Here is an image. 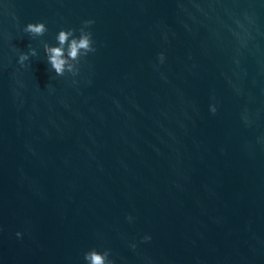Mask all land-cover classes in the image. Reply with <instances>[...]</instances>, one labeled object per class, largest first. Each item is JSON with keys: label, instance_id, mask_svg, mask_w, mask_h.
<instances>
[{"label": "water", "instance_id": "obj_1", "mask_svg": "<svg viewBox=\"0 0 264 264\" xmlns=\"http://www.w3.org/2000/svg\"><path fill=\"white\" fill-rule=\"evenodd\" d=\"M0 100L116 264H264V0H0Z\"/></svg>", "mask_w": 264, "mask_h": 264}, {"label": "clouds", "instance_id": "obj_2", "mask_svg": "<svg viewBox=\"0 0 264 264\" xmlns=\"http://www.w3.org/2000/svg\"><path fill=\"white\" fill-rule=\"evenodd\" d=\"M94 24L93 20H85L82 22V26L77 29H61L55 35L56 45H45L44 55L45 61L49 66V70L55 77H64L66 74L75 77L79 74V65L83 58L89 54H93L96 51L95 41L91 32V27ZM24 33L30 37H42L48 31L47 26L43 22L28 23L23 28ZM36 56V52L30 49L28 53H20L18 55V63L25 65L31 57ZM159 63H164L165 56L160 53L158 56ZM209 111L215 115L217 108L215 104L209 105ZM132 216H128L129 223L133 221ZM21 233L17 232V238L21 237ZM151 240L149 235H145L142 238V242H148ZM133 250L137 245L131 243L129 245ZM84 264H114L111 259V251L109 249L98 250L92 248L83 253Z\"/></svg>", "mask_w": 264, "mask_h": 264}]
</instances>
